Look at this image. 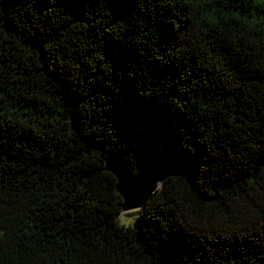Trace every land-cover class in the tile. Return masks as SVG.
Wrapping results in <instances>:
<instances>
[{"label": "trees", "instance_id": "1", "mask_svg": "<svg viewBox=\"0 0 264 264\" xmlns=\"http://www.w3.org/2000/svg\"><path fill=\"white\" fill-rule=\"evenodd\" d=\"M0 264H264V0H0Z\"/></svg>", "mask_w": 264, "mask_h": 264}, {"label": "water", "instance_id": "2", "mask_svg": "<svg viewBox=\"0 0 264 264\" xmlns=\"http://www.w3.org/2000/svg\"><path fill=\"white\" fill-rule=\"evenodd\" d=\"M105 169L116 179V192L122 200V212L140 210L165 180L172 177L185 179L202 201H209L200 196L194 186L192 170L183 163L139 160L136 172L131 174L121 162L113 161Z\"/></svg>", "mask_w": 264, "mask_h": 264}, {"label": "rangeland", "instance_id": "3", "mask_svg": "<svg viewBox=\"0 0 264 264\" xmlns=\"http://www.w3.org/2000/svg\"><path fill=\"white\" fill-rule=\"evenodd\" d=\"M139 210H132L128 212H122L121 215L119 216L120 223L123 224V220L125 218H132L135 219V223L132 227H135L137 225V216H138Z\"/></svg>", "mask_w": 264, "mask_h": 264}, {"label": "clouds", "instance_id": "4", "mask_svg": "<svg viewBox=\"0 0 264 264\" xmlns=\"http://www.w3.org/2000/svg\"><path fill=\"white\" fill-rule=\"evenodd\" d=\"M135 223V219H132V218H125L123 220V226L125 227H132Z\"/></svg>", "mask_w": 264, "mask_h": 264}]
</instances>
